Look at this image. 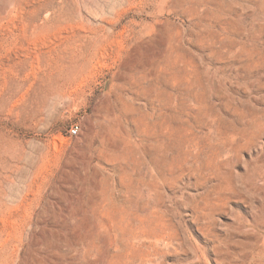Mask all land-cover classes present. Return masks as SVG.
I'll use <instances>...</instances> for the list:
<instances>
[{"label": "rangeland", "instance_id": "obj_1", "mask_svg": "<svg viewBox=\"0 0 264 264\" xmlns=\"http://www.w3.org/2000/svg\"><path fill=\"white\" fill-rule=\"evenodd\" d=\"M0 264H264V0H0Z\"/></svg>", "mask_w": 264, "mask_h": 264}, {"label": "bare ground", "instance_id": "obj_2", "mask_svg": "<svg viewBox=\"0 0 264 264\" xmlns=\"http://www.w3.org/2000/svg\"><path fill=\"white\" fill-rule=\"evenodd\" d=\"M130 140H131V137L127 136L125 138H122L121 140H118L115 145L116 150L120 153V156L123 160H124L123 153L125 152L126 149L129 148Z\"/></svg>", "mask_w": 264, "mask_h": 264}, {"label": "built area", "instance_id": "obj_3", "mask_svg": "<svg viewBox=\"0 0 264 264\" xmlns=\"http://www.w3.org/2000/svg\"><path fill=\"white\" fill-rule=\"evenodd\" d=\"M78 132V127L76 125H72L69 127L68 134L70 136H75Z\"/></svg>", "mask_w": 264, "mask_h": 264}]
</instances>
